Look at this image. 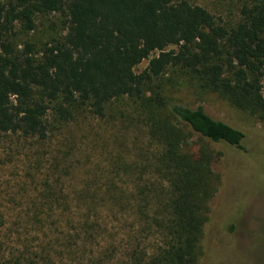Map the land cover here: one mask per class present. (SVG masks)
I'll list each match as a JSON object with an SVG mask.
<instances>
[{"label": "trees", "instance_id": "1", "mask_svg": "<svg viewBox=\"0 0 264 264\" xmlns=\"http://www.w3.org/2000/svg\"><path fill=\"white\" fill-rule=\"evenodd\" d=\"M231 8L0 0V140L46 142L109 112L142 135L97 168L102 181L68 192L56 181L34 209L0 208V264H212L216 147L241 148L246 133L178 94L219 95L264 123V0ZM74 146L54 168L72 172Z\"/></svg>", "mask_w": 264, "mask_h": 264}, {"label": "rangeland", "instance_id": "2", "mask_svg": "<svg viewBox=\"0 0 264 264\" xmlns=\"http://www.w3.org/2000/svg\"><path fill=\"white\" fill-rule=\"evenodd\" d=\"M194 1L225 14L235 13L231 7L237 2ZM148 64L149 61H144L137 70H144ZM178 95L192 106L202 104L214 117L246 133L241 148L226 144L216 147L223 152L221 160L214 164L221 185L211 202L210 222L205 230V243L215 245L211 246L212 264H264V123L219 95H207L201 101L189 91ZM109 113L102 121H83L46 142L19 144L16 138L9 137L0 140V208L34 209L35 203L43 200L42 189L53 188L56 181L66 192L81 189L94 180L102 181L105 171L97 168L104 170L106 159L124 143L131 147L133 140L142 138L136 125L114 119L120 112ZM72 141L75 146L66 159L74 166L66 174L64 168H54V158L59 152L62 155L67 152ZM101 183L98 182V187ZM29 231L26 239H34L36 235Z\"/></svg>", "mask_w": 264, "mask_h": 264}]
</instances>
